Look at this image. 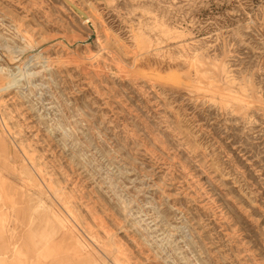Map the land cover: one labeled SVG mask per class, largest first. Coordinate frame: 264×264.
Returning <instances> with one entry per match:
<instances>
[{"label": "rangeland", "instance_id": "374dc122", "mask_svg": "<svg viewBox=\"0 0 264 264\" xmlns=\"http://www.w3.org/2000/svg\"><path fill=\"white\" fill-rule=\"evenodd\" d=\"M0 264H264V0H0Z\"/></svg>", "mask_w": 264, "mask_h": 264}, {"label": "bare ground", "instance_id": "6f19581e", "mask_svg": "<svg viewBox=\"0 0 264 264\" xmlns=\"http://www.w3.org/2000/svg\"><path fill=\"white\" fill-rule=\"evenodd\" d=\"M87 21V20H86ZM17 68H19V69H22L20 66H18ZM14 75V78H13V81L11 82V84H15V83H17V73H14L13 74ZM33 169V168H32ZM57 193V192H56ZM62 197V196H61ZM64 198V197H63ZM65 201V200H64ZM41 206V205H40ZM73 210V209H72ZM72 214V213H71Z\"/></svg>", "mask_w": 264, "mask_h": 264}]
</instances>
